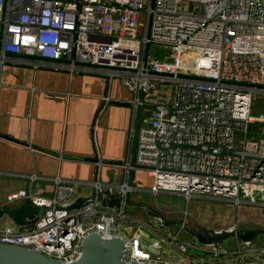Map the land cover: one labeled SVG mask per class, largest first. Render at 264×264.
Returning <instances> with one entry per match:
<instances>
[{"label": "built area", "instance_id": "1", "mask_svg": "<svg viewBox=\"0 0 264 264\" xmlns=\"http://www.w3.org/2000/svg\"><path fill=\"white\" fill-rule=\"evenodd\" d=\"M152 47L169 52L152 54ZM16 59L121 78L134 122L123 183L105 185L98 174L80 208H72L79 181L57 180L52 197L12 193L7 203L30 200L46 211L0 230V243L72 263L84 239L99 233L121 237L129 262L264 264V246L253 241L236 239L234 249L186 241L128 206L139 190L132 173L141 170L154 178L147 190L154 196L264 207V141L247 134L264 95V0H0V68ZM143 237L159 252L143 249Z\"/></svg>", "mask_w": 264, "mask_h": 264}, {"label": "crops", "instance_id": "2", "mask_svg": "<svg viewBox=\"0 0 264 264\" xmlns=\"http://www.w3.org/2000/svg\"><path fill=\"white\" fill-rule=\"evenodd\" d=\"M106 97L109 103H105ZM131 100V92L118 77L108 82L97 73L34 68L17 59L6 62L0 68V210L24 204L25 200L12 204L6 201L8 195L20 190L52 197L57 180L82 182L78 195L83 198L92 193L90 184L97 180L98 174L105 185L123 183L126 173L121 165L130 156V130L134 122ZM252 112L255 120L247 134L264 141V118H258L264 113V103L260 107L254 104ZM97 161L102 162L100 169L95 165ZM161 196L190 203L180 195ZM154 202L158 207L149 205L162 211L169 220L186 224L189 212L181 218L183 208L164 205L157 199ZM203 202L228 203V208L216 213L211 206L199 208L195 213L198 221L195 229L264 228V207H237L228 201L211 199ZM134 209V216L141 221H154L144 209ZM210 220L220 225H212ZM8 226L20 225L6 215L1 216L0 230ZM164 229L183 233L180 227L176 231ZM180 236L186 241L193 239ZM228 239L225 246L236 248L237 240ZM253 242L264 246V234Z\"/></svg>", "mask_w": 264, "mask_h": 264}, {"label": "water", "instance_id": "3", "mask_svg": "<svg viewBox=\"0 0 264 264\" xmlns=\"http://www.w3.org/2000/svg\"><path fill=\"white\" fill-rule=\"evenodd\" d=\"M133 179V173H132ZM89 198L80 197L72 205V208H80ZM117 201L113 198L109 201V205H117ZM128 206L144 209L147 216L158 219L162 226L168 229L180 227L183 234L195 239L198 244H216L223 242L228 238H235L241 241H255L259 236L264 234V228H245L244 230H214L211 228H189L183 221L169 220L166 215L145 202L128 201ZM45 207L35 206L30 200H26L19 207L4 206L0 210L1 216L10 217L16 224L25 226L32 218H41ZM151 241L147 237H143L140 246L151 253H158L159 250L150 244ZM0 264H158L150 262L128 261V249L121 237L110 239L103 238L99 233H93L87 236L82 243V253L78 260L72 263H63L51 259L39 251L17 245H9L0 243Z\"/></svg>", "mask_w": 264, "mask_h": 264}, {"label": "rangeland", "instance_id": "4", "mask_svg": "<svg viewBox=\"0 0 264 264\" xmlns=\"http://www.w3.org/2000/svg\"><path fill=\"white\" fill-rule=\"evenodd\" d=\"M169 52V50H167L166 48H163V47H152L151 48V53L152 54H158V55H161V54H167ZM258 99L255 101V107H260L261 104L264 103V97H262V95H258L257 96ZM252 115H253V112H252ZM255 117V116H254ZM259 119L261 118H264V113H262L260 115V117H258ZM260 141V140H259ZM136 176H135V180H134V185L139 188V190H136L135 193L132 195V202H138V200L140 202H147L148 204H151L152 206H156L157 204L154 202L155 199H157V201L159 203H162L164 205H168V206H171V207H174V206H177V207H180V208H183V212H182V216L181 218H185V214L184 213H187L189 212L190 215L186 218V226H188L190 229L195 227V223L197 224L198 221L196 220V212L199 208L201 209H207L208 206H211L210 208L213 210L214 213L216 212H219V211H223V210H226V208H228V203L226 204H222V203H217V202H211V203H205L203 202L204 199H197V198H193L191 199L189 202V204L186 205V201L184 200L183 202H179L177 200H173V199H170L168 197H162L161 195L157 196L155 198L154 195H152L151 193L147 192V190H150L152 187H153V183H154V178L152 176H150L148 173L144 172V171H141V170H136ZM158 207V205H157ZM162 207V206H161ZM232 206H230L231 208ZM135 207H130V211L131 215H134L135 214V210L134 209ZM163 209H165L164 207H162ZM207 216V215H206ZM144 217V216H143ZM142 218V217H141ZM143 219V218H142ZM198 219L202 222L203 220L201 218L198 217ZM144 220V219H143ZM212 221L211 224L212 225H220L219 222H215L213 220H210ZM178 229V227H173L172 229L170 230H173V231H176ZM146 235L150 236L148 233H146ZM182 235H186V234H183ZM262 236V235H261ZM261 236H259V238H261ZM151 237V236H150ZM186 237H189L186 235ZM229 239L221 242L222 244L226 245L225 243L228 241ZM258 240H261V239H258ZM256 245H258V243H256ZM258 246H261V245H258Z\"/></svg>", "mask_w": 264, "mask_h": 264}]
</instances>
